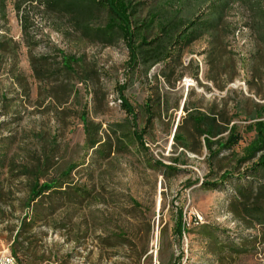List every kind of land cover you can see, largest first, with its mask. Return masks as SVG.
I'll list each match as a JSON object with an SVG mask.
<instances>
[{
    "label": "rangeland",
    "instance_id": "rangeland-1",
    "mask_svg": "<svg viewBox=\"0 0 264 264\" xmlns=\"http://www.w3.org/2000/svg\"><path fill=\"white\" fill-rule=\"evenodd\" d=\"M16 2L6 0V18L0 14V40L16 43V73L29 85L30 94L10 72L13 55L0 51V251L9 249L20 264H95L99 255L102 264H133L139 253L141 264H264L263 227L249 228L232 210L236 194L232 184L226 182L222 190L201 187L215 173H242L251 163L239 164V160L260 143L264 130V47L245 27L248 0H236L228 16L238 25L231 38L235 79L228 81L233 73L230 51L222 59L228 65L226 72L210 79L215 71L205 38L182 52V66L173 76L183 73L176 89L162 76L165 64L130 75L122 40L112 45L91 40L75 31L66 18L46 10L40 0L23 3L24 10L31 6V32L39 41L34 54L53 56L58 48L84 57L86 71L92 64L99 71L98 77L88 79L80 68L77 78L84 81L77 82L76 96L62 106L47 97L52 83L33 74ZM144 3L142 18H149L154 8L165 13L181 7L193 14L201 6L199 0ZM106 18V12L100 11L94 23ZM122 85L138 113L140 129L144 104L149 97L158 99L157 89L172 92L170 106L181 101L177 110H158L153 128L144 137V148L135 139L132 118L121 106ZM188 94L190 107L230 119L238 141L218 151L220 144H229L226 132L213 147L218 155H213L204 145V136H198L190 121L184 122L182 104ZM83 118L101 125L100 138L105 142L101 150L89 148ZM179 125L192 147L199 148L202 142L199 152L176 147L174 133ZM71 166L75 169L67 179L63 173ZM53 179L68 182L51 196L28 202L31 182ZM65 189L68 193H62ZM181 211L186 229L179 238L176 225ZM19 229L24 242L14 254ZM113 244L115 249L110 248Z\"/></svg>",
    "mask_w": 264,
    "mask_h": 264
},
{
    "label": "trees",
    "instance_id": "trees-1",
    "mask_svg": "<svg viewBox=\"0 0 264 264\" xmlns=\"http://www.w3.org/2000/svg\"><path fill=\"white\" fill-rule=\"evenodd\" d=\"M38 0H17L15 7L20 14L24 42L28 48L29 61L35 78L39 81L52 83L47 88V97L55 100L59 106L67 103L77 94V82L84 79L77 78L79 69L85 70V59L75 54H66L63 50L55 49L53 56L36 55L32 52L34 47L39 45L37 36L32 34L30 25V7L24 10L23 3L29 4ZM236 0H199L201 4L199 10L193 14H186L181 7H172L169 12L163 13L160 8H154L150 11L149 18H142L141 14L145 10L144 0H40V5L46 10L56 14L58 17H64L68 20L71 27L82 34L84 37L94 41H102L112 45L122 40L128 50L127 73L135 75L138 70L148 72L152 67L163 63L162 76L172 89L177 88V83L183 77L181 75L173 76L177 68L181 65V55L186 47L194 42L207 38L208 48L206 52L209 56V62L212 65L215 74L210 77L216 80L222 77L226 72L227 64H222L223 54L230 51L231 68L233 73L228 78L232 82L236 77V62L232 59L231 38L235 37L238 27L237 22L229 21V13L233 10V4ZM6 0H0V14L2 19L6 18ZM247 10L249 11V20L245 22V27L255 36L257 42L264 47V0H248ZM105 11L107 18L102 23H94L97 20L98 12ZM237 35V33H236ZM17 45L12 40H0V51L10 52L14 57V63L10 69L18 83L26 90L29 96V85L22 80V77L16 73ZM193 63L190 62V65ZM182 66V65H181ZM96 64H92L85 73L92 76H99ZM200 69L196 68V78L199 77ZM225 75V74H224ZM227 83L221 85L223 88ZM126 86L119 88L121 106L125 112L132 118V127L135 139L144 148L146 143L145 135L153 128L158 110L169 112V109H178L181 101L170 106L169 96L172 92H164L157 89V98L149 97L143 107L144 126L140 129L138 122V113L135 107L125 97L124 90ZM198 106L190 107L189 94L184 101L183 109L186 112L185 121H190L192 127L201 138L204 136V145L213 155H218L213 149L214 145L219 144L220 138L226 132L229 133L227 139L228 145L220 144L217 150L220 151L238 141V136L234 133L235 127L231 125L230 119L222 113L200 111ZM84 129L87 134V143L89 148L99 151L105 142L100 138L101 125L89 123L88 119L83 118ZM181 125L177 127L174 133L176 147H181L191 152H199L202 148L200 141L197 147L189 142L185 135L180 133ZM261 141L258 145L252 146L248 150V155L239 160V164L250 162L251 164L240 173L239 171H225L220 176L210 178L208 176L201 182V187L207 190H222L226 182H230L235 190L232 200V210L236 215L242 218L248 227L255 224L261 225L264 230V130L261 129ZM215 139V140H213ZM156 164L165 167L170 171L178 169L165 165L163 162L156 161ZM242 166H239V169ZM75 166L69 167L63 174L70 179ZM210 178V179H209ZM68 181L62 182L59 179L40 182L33 181L29 184L28 202L41 201L43 198L51 196L59 189L63 188ZM62 193H68L67 189L61 190ZM27 218H25L26 222ZM21 224L23 229L26 223ZM16 231L14 254H17V246L23 245L21 241L22 230ZM186 225L183 221L182 211L179 212V218L176 225V234L179 238L183 237ZM264 236V232H263ZM104 242H97V247L101 251ZM117 245L113 244L110 248L115 249ZM117 251V250H116ZM90 256V253H89ZM142 253H139L133 264H141ZM101 255L97 263L102 264ZM19 261V260H18ZM174 264H178L176 261Z\"/></svg>",
    "mask_w": 264,
    "mask_h": 264
},
{
    "label": "built area",
    "instance_id": "built-area-1",
    "mask_svg": "<svg viewBox=\"0 0 264 264\" xmlns=\"http://www.w3.org/2000/svg\"><path fill=\"white\" fill-rule=\"evenodd\" d=\"M0 264H20L9 249L0 251Z\"/></svg>",
    "mask_w": 264,
    "mask_h": 264
},
{
    "label": "water",
    "instance_id": "water-1",
    "mask_svg": "<svg viewBox=\"0 0 264 264\" xmlns=\"http://www.w3.org/2000/svg\"><path fill=\"white\" fill-rule=\"evenodd\" d=\"M183 105H184V102H183V104H182V107H183Z\"/></svg>",
    "mask_w": 264,
    "mask_h": 264
},
{
    "label": "crops",
    "instance_id": "crops-1",
    "mask_svg": "<svg viewBox=\"0 0 264 264\" xmlns=\"http://www.w3.org/2000/svg\"><path fill=\"white\" fill-rule=\"evenodd\" d=\"M100 256V255H99Z\"/></svg>",
    "mask_w": 264,
    "mask_h": 264
}]
</instances>
